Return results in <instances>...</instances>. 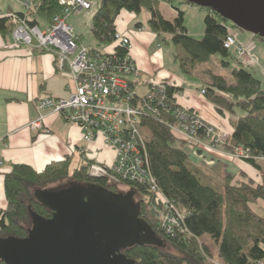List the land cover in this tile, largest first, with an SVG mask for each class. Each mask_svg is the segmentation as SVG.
Returning <instances> with one entry per match:
<instances>
[{"label":"trees","instance_id":"16d2710c","mask_svg":"<svg viewBox=\"0 0 264 264\" xmlns=\"http://www.w3.org/2000/svg\"><path fill=\"white\" fill-rule=\"evenodd\" d=\"M161 2L172 4L174 0H101L92 19V32L98 41V46L91 47L92 51L101 56L115 54L120 58L131 55V50L125 46L116 44L110 50L104 46L111 43L118 32L116 22L123 10L134 14L146 10L149 13L147 27L159 35L170 36L163 40L173 45L174 59L183 74H195L197 67L214 55L223 58L220 60L223 66H230L226 58L232 53L225 47L224 40L233 35L231 27L237 28L231 21L210 8L201 7L206 11L204 34L194 37L185 25V12L176 7L175 18L168 19L160 9ZM62 11L59 0H36L28 21L31 25L38 24V18L51 22ZM13 13L19 17L26 15V12ZM141 25V22L137 23V27ZM13 29L14 23L9 15L0 17V32L4 37ZM254 37L264 41L257 35ZM234 58L238 63L230 69L234 82L228 83L225 77L213 75L202 90L219 113L223 115L228 111L236 115L226 146L229 143L230 148L239 147L248 152V157L244 156L242 160L262 175L261 181L247 177L243 171L237 174L227 172L223 191L202 181L193 169L191 152L185 149L192 143L181 139L171 129L176 122L172 113L175 109L198 112L178 102L177 93L182 90L181 86L167 79L161 80L167 86L166 96L171 111L161 116L144 115L139 124L152 174L164 196L185 211L182 226L187 231L178 235L167 234L157 215L148 209L150 203L155 202V195L147 186L123 181L146 196L139 200L140 217L162 241L160 246L137 244L123 249L122 253L134 264H208L206 258L211 253L205 236L218 245V254L224 264H259L264 260V79H259L244 62L236 56ZM197 133L204 136L202 129ZM71 162L72 157L65 156L49 163L40 172L26 163L13 165L4 178L6 206L0 211L1 237H27L32 228L30 210L47 218L52 216V211L35 197V192L48 184L71 178L79 183L99 184L119 192L117 185L110 184V167L103 166L102 172L94 173L95 160L86 158L70 174ZM261 202L263 206L254 209L255 204ZM167 244L178 249L179 255L167 249ZM0 264L6 263L0 259Z\"/></svg>","mask_w":264,"mask_h":264},{"label":"built area","instance_id":"2783aa9c","mask_svg":"<svg viewBox=\"0 0 264 264\" xmlns=\"http://www.w3.org/2000/svg\"><path fill=\"white\" fill-rule=\"evenodd\" d=\"M22 1L26 7L24 17L8 14L14 23L13 41L8 47L17 49L26 45L51 54L60 73L69 77L75 85L68 98L55 100L46 97L39 100V115L27 124V128L34 132H46L47 114L42 111L62 114L70 125L82 131L85 144L81 148L82 153L89 155V146L94 143H100L114 152L111 164L97 162L92 167L93 172H102L103 166H108L112 172L111 179L147 186L155 195V202H151L148 209L157 215L163 230L170 235L186 233L187 229L182 226L186 213L169 201L157 185L139 124L144 115L161 116L171 111L166 96L167 86L161 80H152L147 93L141 96L138 88L142 84L143 73L131 55L123 58L115 54L101 56L95 54L91 47L79 45L68 18L74 12L91 10V0H59L63 11L45 29L28 21L36 0ZM110 44H119L129 50L132 48L130 37L119 31ZM224 45L234 50L236 58L245 64H259L257 55L245 47L236 35H228ZM172 113L176 122L171 129L198 149L205 146L203 140L217 143L228 140L225 131H218L216 126L196 112L175 109ZM201 129L204 136L197 133ZM233 152L234 156L248 157V152L242 148L235 147Z\"/></svg>","mask_w":264,"mask_h":264},{"label":"crops","instance_id":"0c3cea01","mask_svg":"<svg viewBox=\"0 0 264 264\" xmlns=\"http://www.w3.org/2000/svg\"><path fill=\"white\" fill-rule=\"evenodd\" d=\"M91 1L93 5L94 3L99 2V5L101 3V0ZM166 4L168 3H160L162 13V7L166 6ZM191 7L183 10L185 12V25L191 35L201 36L204 32L200 31L198 33L196 31L194 33L192 31L194 27L188 15L190 11H193ZM84 11L74 12L70 17V25L81 46H98V41L92 32L94 14L90 15L91 10H86L83 13ZM11 12H26L23 1L0 0V17L6 16ZM142 12L147 13L144 21L140 19ZM142 12L134 14L123 10L117 19L116 26L119 32L130 37L132 42L131 55L138 67L145 75L156 77L155 73L157 71L164 73L162 40L169 37L166 34L159 35L151 31L147 27L149 13L146 10ZM176 14L173 12L171 17L168 18L163 13L166 18L171 20L175 18ZM85 21L89 22V33L92 34V40L87 44L84 43ZM138 22L142 23L141 27H137ZM49 23L48 21L43 22L42 18H38L37 25L41 29H45ZM233 34L235 35V33ZM245 40H248V38H245ZM12 41V32L7 37H4L0 32V159L2 161L0 164V211L6 206L4 178L6 173L11 171L14 164L26 163L40 172L49 163L59 161L65 156L72 157V162L78 157L77 166L86 158L95 160L99 164L103 162L111 164L114 158V152L100 143H94L89 146L91 150L89 155L82 153L81 148L85 145L82 131L78 127L70 125L62 114H55L50 110L42 111V113L47 114L45 120L46 132H34L27 128V124L39 115L37 108L39 100L46 97H51L55 100L68 98L74 92L75 85L69 77L60 73L57 63L51 54L26 45L13 49L8 47ZM166 44L170 45L171 43L166 42ZM255 44L254 52L263 53V45L258 47L256 42ZM104 47L106 50H110L112 45L106 43ZM165 74L166 78L160 79L170 80L172 75L167 72ZM174 84L177 85L175 82ZM182 92L180 90L181 94ZM178 102L181 104L179 98ZM189 108L195 109L201 116L204 115L203 111H199L194 105H190ZM232 124L234 125V123ZM207 239L212 241L205 236L204 240L206 242ZM213 258L217 262H223L218 254L217 246L214 248ZM259 264H264V260Z\"/></svg>","mask_w":264,"mask_h":264},{"label":"water","instance_id":"95a60500","mask_svg":"<svg viewBox=\"0 0 264 264\" xmlns=\"http://www.w3.org/2000/svg\"><path fill=\"white\" fill-rule=\"evenodd\" d=\"M184 1L210 8L238 29L264 39V0ZM133 195L93 183L58 192L39 189L35 197L52 216L30 210L27 237L0 236V259L6 264H134L123 249L160 246L162 241L140 217Z\"/></svg>","mask_w":264,"mask_h":264},{"label":"rangeland","instance_id":"374dc122","mask_svg":"<svg viewBox=\"0 0 264 264\" xmlns=\"http://www.w3.org/2000/svg\"><path fill=\"white\" fill-rule=\"evenodd\" d=\"M98 7H99V2L94 3L90 11V15H92V13L94 14L97 11ZM176 7L182 10H184V8H189V7L193 8L191 9L193 11H190L188 14L189 19L191 20L194 27L192 31L194 33H196V31H198V33L200 31H202V33L204 32L205 29V25L203 23L205 17V11H203L204 9H202L197 5L186 4L183 3V1L181 2L180 0H174L172 4H166V6H163L162 10L163 13L166 15V17L169 18L171 17V13L174 12L176 14V9H175ZM85 11L83 13H85ZM71 15L68 18L69 24L71 21L70 19ZM146 16L147 13L142 12L140 19L144 21ZM42 21L44 22L46 21V19L42 18ZM84 23H83L85 30L84 43L87 44L92 40V34L89 33L90 32L89 22L85 21ZM231 32L235 33L236 37L244 44L245 47L249 48L251 51H253L254 54L257 55L259 64L248 65L246 63L247 65L246 67L249 70L254 71L255 75L259 79H264V71H263L264 52L263 53L254 52L255 51L254 45H256L255 42L258 44V47H261V45H263V50H264V41L254 37V35L251 34L250 32L242 31L235 27H231ZM167 36L170 37L169 35ZM194 37H200V36H194ZM245 38H248V40H245ZM254 38H256L257 40ZM247 41L249 42L247 43ZM162 43H163L162 45L164 52V70H163L164 73H162V71H157L155 73L156 77L152 75L144 74L142 81L140 79V82H142V84L138 88V93L141 96H144L149 89V83L152 80H159L160 78H166V76L164 75H166L165 73L167 72L172 75L170 81L172 83L175 82L182 87V91H183L182 94L177 93V96L184 107L188 106L187 108H189L190 105H194V107H196L199 111L201 112L203 111L202 113L204 115L202 114L203 115L202 117H204V119L206 118L207 122L208 123L210 122L211 125L216 126V129L218 131H225V133L231 134L234 129L233 127L234 125L232 123L235 122L237 118L236 115L228 111H226V113L223 115L219 113L216 110L214 104L204 95V93L202 92V88L208 81L212 79L213 75H219L225 77L228 83L234 82L230 73V69L238 64L237 60L234 58L236 56L234 50L231 51L232 56L226 58V61L230 62L229 67L223 66L222 62L220 61L223 58L220 55H214L211 57V59L208 62L199 65L197 67L195 74L186 75L180 71L178 64L174 59L173 45L172 44L167 45L166 41L164 40H162ZM79 45L81 46V44ZM227 142L228 141H225V143H223L221 141L217 143L211 140H203L205 146H203L201 149H198L197 146L194 144L193 145L187 144L185 146V149L191 152L193 162L196 163V164L195 163L192 164V166L194 167L192 168L195 171H197L199 176L202 178V181L206 184H210L220 189L221 191H223V180L226 174H228L227 172H235L237 174L240 171H243L247 175V177L249 176L253 180H256L257 182L261 181L262 175L258 173L250 164L244 162L242 158L239 157L240 155H238V157L234 156L233 148L232 147L230 148L229 143L226 146ZM201 152H204V154ZM78 160H79L78 157H76L73 160V162H71L70 174H72V171L78 165ZM95 163L97 162L95 161L94 164ZM94 173L96 172L94 171ZM80 184L81 183H78L72 180L71 178H67L63 181H58L53 184H48L45 187V190L50 192H58L63 189L78 187V185ZM110 184L117 185L116 189L121 193L126 194L128 192H133L134 193L133 199L135 203L138 202L140 198L146 197L144 194H141L139 192L137 193L135 189L131 188L130 185L122 181L111 179ZM261 206H263L262 202L259 204H255L254 209L257 208L259 209V207ZM213 242L214 241H209L208 239L206 242L208 244V248L211 253V256L206 258L207 263L224 264L223 262H219V261L217 262L213 258L214 248H216V246L218 248V245L215 242L214 243ZM166 248L169 249L174 254L179 255L178 253H180L178 249L172 247L170 244H167Z\"/></svg>","mask_w":264,"mask_h":264},{"label":"flooded vegetation","instance_id":"af4514ba","mask_svg":"<svg viewBox=\"0 0 264 264\" xmlns=\"http://www.w3.org/2000/svg\"><path fill=\"white\" fill-rule=\"evenodd\" d=\"M136 203H139L140 204V206H141V203L138 201V202H136Z\"/></svg>","mask_w":264,"mask_h":264}]
</instances>
